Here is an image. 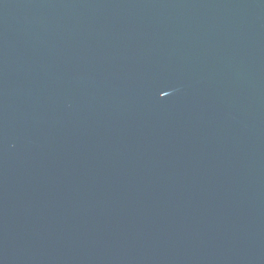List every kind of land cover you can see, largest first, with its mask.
<instances>
[{
	"label": "water",
	"instance_id": "water-1",
	"mask_svg": "<svg viewBox=\"0 0 264 264\" xmlns=\"http://www.w3.org/2000/svg\"><path fill=\"white\" fill-rule=\"evenodd\" d=\"M0 264H264V0H0Z\"/></svg>",
	"mask_w": 264,
	"mask_h": 264
}]
</instances>
